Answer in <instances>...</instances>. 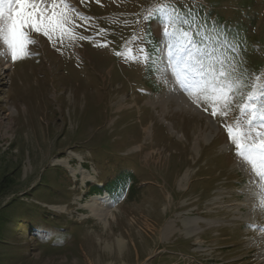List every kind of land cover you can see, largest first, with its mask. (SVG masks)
I'll return each mask as SVG.
<instances>
[{"label":"rangeland","instance_id":"obj_1","mask_svg":"<svg viewBox=\"0 0 264 264\" xmlns=\"http://www.w3.org/2000/svg\"><path fill=\"white\" fill-rule=\"evenodd\" d=\"M69 1L81 14L71 13L75 39L32 34L31 56H0V178L13 179L0 190V213L13 208L0 264H264V212L251 220L255 177L224 127L264 77V0H168L202 6L207 26L237 44L247 86L227 117L203 103L192 112L178 102L187 94L161 79V21L144 16L164 0ZM139 49L147 63L137 62ZM168 93L165 105L156 101ZM126 180L128 193L110 200L106 184ZM197 217L201 230L191 234ZM168 226L172 234L163 233Z\"/></svg>","mask_w":264,"mask_h":264},{"label":"snow or ice","instance_id":"obj_2","mask_svg":"<svg viewBox=\"0 0 264 264\" xmlns=\"http://www.w3.org/2000/svg\"><path fill=\"white\" fill-rule=\"evenodd\" d=\"M73 12L81 15L69 0H0V56H10L12 62L31 56L29 46L37 43L32 34L43 35L53 42L57 36L61 40L66 36L75 39L69 32ZM155 12L165 14L160 27L167 65L161 79L169 83L171 77V82L196 107L200 108L202 103L210 105L211 116L227 117L240 89L247 86L235 55L239 51L237 44L222 28H209L191 12L181 16L168 0L150 6L144 18ZM197 35L200 42L195 39ZM139 51L142 55L137 62L147 63L150 54L144 49ZM260 101H264V77L256 76L242 102L237 104L240 115L224 127L238 162L247 165L255 177L249 180L253 208L264 212V123L259 129L253 127L257 117L264 122V102ZM204 111L208 108L204 107Z\"/></svg>","mask_w":264,"mask_h":264},{"label":"trees","instance_id":"obj_3","mask_svg":"<svg viewBox=\"0 0 264 264\" xmlns=\"http://www.w3.org/2000/svg\"><path fill=\"white\" fill-rule=\"evenodd\" d=\"M174 7L176 9L179 8L178 10H179V14L181 16H184L187 13L191 12L193 16L200 18V22L201 23L203 22V23H206L207 25L209 24V17H210V14L209 13L210 12L209 13L206 12L204 14V12H203L204 11V8L202 6L200 7V9L189 8V7H179L177 5H175ZM157 15L158 16H156V18L159 21H162L163 14L162 13H159ZM201 18H202V20H201ZM195 39L197 40V42H200L199 35H197L195 37ZM156 47H157L156 46V43L155 42H151V40H150V46H149V48H150V51H152L151 52L152 55H154V53H155L154 51L156 50ZM120 174H122L124 177H126L124 173H120ZM117 179L121 180V177L118 175ZM11 183H13V179L12 178L7 177V176H3L2 178H0V190L3 189L4 187L10 185ZM127 184H128V180H126L125 183H122L121 185H119V186H117L115 188L109 187L108 184H106L107 186H105L104 191H106L109 194L111 200H113V196H116V195L123 196V195H125V194L128 193L129 189L132 186V183L128 186V190L126 192L124 188H125V186L127 187ZM92 191L100 192L101 191V188L94 187V188H92ZM14 203H15V201H11L9 204H10V206H13ZM19 207H21V206H19ZM8 208L9 209H8L7 212L2 211V213H0V241H1V239H2L1 237L3 235L2 232H1V230L4 229L5 226H7V224H8L7 221L10 219L9 217H11V213L13 211V208L12 207L11 208L8 207ZM29 210H30L29 207L23 208V210H21V215L22 214H29ZM34 222H37V221H34Z\"/></svg>","mask_w":264,"mask_h":264},{"label":"bare ground","instance_id":"obj_4","mask_svg":"<svg viewBox=\"0 0 264 264\" xmlns=\"http://www.w3.org/2000/svg\"><path fill=\"white\" fill-rule=\"evenodd\" d=\"M69 3L73 6V3L71 2V1H69ZM6 64H7V62H5ZM9 66V65H8ZM169 93L166 95V97L164 98V97H162V96H156V101L157 102H161V101H164V105L166 104V102L168 101V99H169ZM178 97H176V99H177ZM178 99H180V98H178ZM182 100H184V99H182ZM178 102H182V105L184 106V107H186V108H188L189 110H191L192 112H194V113H196V114H201L202 112H201V107L200 108H198V107H196V105H194L192 102H191V100L189 99V100H184V101H178ZM169 126H171V125H169ZM171 128V127H170ZM172 131V130H171ZM187 175L185 174L182 178H181V180H180V183H179V185H180V188H184L185 187V182L187 181ZM108 196V195H107ZM109 198V197H108ZM91 206H93L94 208H95V210L97 211H95V215L96 216H98V215H100V213L98 212L101 208H102V205H101V203L100 202H97V201H94V202H92L91 203ZM261 212L262 211H259V210H254V216H253V218H251V220L253 221V220H256V218H257V216L258 215H260L261 214ZM200 220H204V219H200V218H195V219H193V220H191V221H189L188 223L190 224V225H192L191 227L193 228V230H192V232H191V234H198V232L201 230V228H200V226H199V222H200ZM187 226H189V225H187ZM176 230V229H175ZM173 231H174V228H172L171 226L169 227H167V228H165L164 230H163V233H167L168 232V234H172L173 233ZM186 232V231H185ZM190 232V231H189ZM188 232V233H189ZM186 234V233H185Z\"/></svg>","mask_w":264,"mask_h":264},{"label":"water","instance_id":"obj_5","mask_svg":"<svg viewBox=\"0 0 264 264\" xmlns=\"http://www.w3.org/2000/svg\"><path fill=\"white\" fill-rule=\"evenodd\" d=\"M165 124L167 125V127H168V130L170 131V133H171V132H172V133H174V132H175L174 130H172V131H171L172 127H171V126H169V125H170V123H169L168 121H165ZM170 127H171V129H170Z\"/></svg>","mask_w":264,"mask_h":264}]
</instances>
